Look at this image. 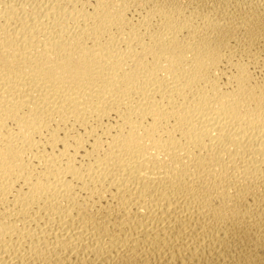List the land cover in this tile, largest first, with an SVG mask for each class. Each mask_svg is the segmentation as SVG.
I'll return each instance as SVG.
<instances>
[{"label": "bare ground", "instance_id": "1", "mask_svg": "<svg viewBox=\"0 0 264 264\" xmlns=\"http://www.w3.org/2000/svg\"><path fill=\"white\" fill-rule=\"evenodd\" d=\"M0 264H264V0H0Z\"/></svg>", "mask_w": 264, "mask_h": 264}]
</instances>
